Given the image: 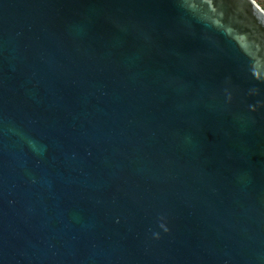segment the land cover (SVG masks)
I'll return each mask as SVG.
<instances>
[{
  "label": "water",
  "instance_id": "95a60500",
  "mask_svg": "<svg viewBox=\"0 0 264 264\" xmlns=\"http://www.w3.org/2000/svg\"><path fill=\"white\" fill-rule=\"evenodd\" d=\"M0 264H264V9L0 0Z\"/></svg>",
  "mask_w": 264,
  "mask_h": 264
},
{
  "label": "trees",
  "instance_id": "16d2710c",
  "mask_svg": "<svg viewBox=\"0 0 264 264\" xmlns=\"http://www.w3.org/2000/svg\"><path fill=\"white\" fill-rule=\"evenodd\" d=\"M263 9H264V2L262 3L263 0H255ZM262 3V4H261Z\"/></svg>",
  "mask_w": 264,
  "mask_h": 264
},
{
  "label": "rangeland",
  "instance_id": "374dc122",
  "mask_svg": "<svg viewBox=\"0 0 264 264\" xmlns=\"http://www.w3.org/2000/svg\"><path fill=\"white\" fill-rule=\"evenodd\" d=\"M263 2H264V0L262 1V3H263ZM262 3H261V4H262ZM261 6H262V5H261Z\"/></svg>",
  "mask_w": 264,
  "mask_h": 264
}]
</instances>
